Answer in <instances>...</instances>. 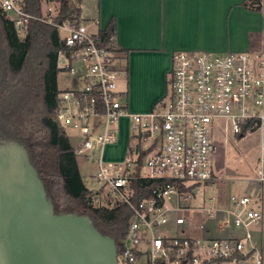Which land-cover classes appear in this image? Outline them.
Returning a JSON list of instances; mask_svg holds the SVG:
<instances>
[{
	"label": "built area",
	"instance_id": "obj_1",
	"mask_svg": "<svg viewBox=\"0 0 264 264\" xmlns=\"http://www.w3.org/2000/svg\"><path fill=\"white\" fill-rule=\"evenodd\" d=\"M0 6L14 13L10 17L20 38L31 19L58 29L64 45L58 62L60 56L65 60L58 63L59 72L69 80L58 85L57 119L75 136V153L96 165L84 177L89 203L126 204L131 210L120 264L263 263L253 228L262 223L264 212L255 192L234 191L229 207H208L205 219L193 226L200 229L198 235L187 234L184 227L182 234L168 230L192 223V207L184 202L196 198L202 185L235 180L225 164L223 170L218 166L228 136L259 133L257 166L238 177L264 180V29L254 49L174 51L165 96L151 110L135 112L119 88L124 69L114 37L104 42L82 18L57 21V2H45L40 16L27 12L23 0H0ZM260 11L264 15V1ZM123 118L129 122L126 155L106 160Z\"/></svg>",
	"mask_w": 264,
	"mask_h": 264
},
{
	"label": "trees",
	"instance_id": "obj_2",
	"mask_svg": "<svg viewBox=\"0 0 264 264\" xmlns=\"http://www.w3.org/2000/svg\"><path fill=\"white\" fill-rule=\"evenodd\" d=\"M24 9L40 16L45 2L60 5L56 20L81 18L83 0H23ZM264 0H245L259 11ZM104 42L116 34V20L100 30ZM64 47L55 25L36 19L29 22L24 38L15 21L0 6V137L22 144L41 177L56 213L88 215L104 234L112 236L121 252L131 210L126 204L94 207L66 129L57 119L60 71L58 56ZM114 48L127 68V50ZM148 196L143 193L141 197Z\"/></svg>",
	"mask_w": 264,
	"mask_h": 264
},
{
	"label": "crops",
	"instance_id": "obj_3",
	"mask_svg": "<svg viewBox=\"0 0 264 264\" xmlns=\"http://www.w3.org/2000/svg\"><path fill=\"white\" fill-rule=\"evenodd\" d=\"M95 1L85 11L81 4V18L93 31L116 20L114 42L127 50V68L119 79V88L135 112L151 110L165 96L174 51L249 50L257 48L263 37L264 15L247 8L245 0ZM128 123L126 118L120 121L117 144ZM232 192L217 194V207H229ZM254 240L263 253L264 264V238L254 234Z\"/></svg>",
	"mask_w": 264,
	"mask_h": 264
},
{
	"label": "water",
	"instance_id": "obj_4",
	"mask_svg": "<svg viewBox=\"0 0 264 264\" xmlns=\"http://www.w3.org/2000/svg\"><path fill=\"white\" fill-rule=\"evenodd\" d=\"M0 147V264H120L88 215L56 213L26 148Z\"/></svg>",
	"mask_w": 264,
	"mask_h": 264
},
{
	"label": "rangeland",
	"instance_id": "obj_5",
	"mask_svg": "<svg viewBox=\"0 0 264 264\" xmlns=\"http://www.w3.org/2000/svg\"><path fill=\"white\" fill-rule=\"evenodd\" d=\"M82 7L85 11L86 7H93L96 4L95 0H83ZM14 16L13 12H9L8 16ZM59 65L65 63L63 57H59ZM69 76L63 72H59L57 76L58 85L64 87L66 82L68 83ZM68 132L70 142L72 144L76 143L75 136ZM226 141H222V148L218 155V166L219 168H224V164L227 168V175L232 177L236 175L235 180L232 179H219L211 184L202 185L198 191L196 198L184 202L187 206L192 207L190 210V215L193 217L192 223H186L185 225L179 227H173L168 230V234L176 235L182 234L181 227L187 228V234H200V229L193 227L194 225L200 224L205 219V214L208 207L219 205V199L211 200L210 197H217L220 192H232V191H249L255 192L258 197V203L264 212V180L259 182L244 179L238 176H245L246 174H251V171L256 168L257 163V148L260 144L261 138L259 133L249 134L244 138L239 139L234 135H230L226 138ZM129 140V129H123L122 141L112 147H108L106 151V160L110 159H122L126 155L127 144ZM14 140H7L0 137V147L9 146L10 142ZM226 151H225V149ZM79 165L81 174L85 177L86 175L92 173L96 169L94 164H86L83 157L79 156ZM223 170V169H222ZM239 179H238V178ZM88 184V183H87ZM221 215V214H220ZM253 234H260L264 238V219L262 223L253 228Z\"/></svg>",
	"mask_w": 264,
	"mask_h": 264
}]
</instances>
